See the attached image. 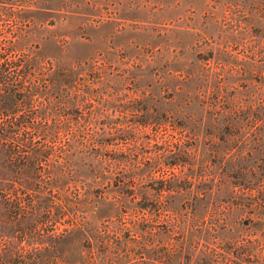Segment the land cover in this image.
Listing matches in <instances>:
<instances>
[{
	"label": "rangeland",
	"instance_id": "374dc122",
	"mask_svg": "<svg viewBox=\"0 0 264 264\" xmlns=\"http://www.w3.org/2000/svg\"><path fill=\"white\" fill-rule=\"evenodd\" d=\"M0 264H264V0H0Z\"/></svg>",
	"mask_w": 264,
	"mask_h": 264
},
{
	"label": "trees",
	"instance_id": "16d2710c",
	"mask_svg": "<svg viewBox=\"0 0 264 264\" xmlns=\"http://www.w3.org/2000/svg\"><path fill=\"white\" fill-rule=\"evenodd\" d=\"M18 65H19V58L17 57L15 60H14V66L16 67V69L18 70ZM23 122H20L18 120H13L11 121V124H12V127H15L16 130L19 129V126L22 124ZM11 127V126H9Z\"/></svg>",
	"mask_w": 264,
	"mask_h": 264
}]
</instances>
